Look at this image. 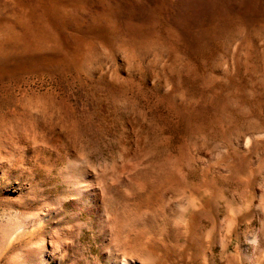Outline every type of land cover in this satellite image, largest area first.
Here are the masks:
<instances>
[{
	"label": "rangeland",
	"instance_id": "obj_1",
	"mask_svg": "<svg viewBox=\"0 0 264 264\" xmlns=\"http://www.w3.org/2000/svg\"><path fill=\"white\" fill-rule=\"evenodd\" d=\"M0 264H264V0H0Z\"/></svg>",
	"mask_w": 264,
	"mask_h": 264
}]
</instances>
